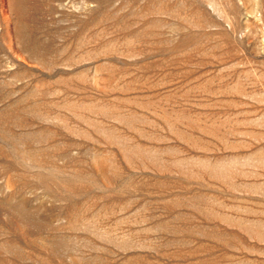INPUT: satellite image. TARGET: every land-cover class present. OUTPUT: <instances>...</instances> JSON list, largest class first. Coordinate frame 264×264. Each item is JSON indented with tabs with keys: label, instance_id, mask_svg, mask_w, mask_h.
Instances as JSON below:
<instances>
[{
	"label": "rangeland",
	"instance_id": "374dc122",
	"mask_svg": "<svg viewBox=\"0 0 264 264\" xmlns=\"http://www.w3.org/2000/svg\"><path fill=\"white\" fill-rule=\"evenodd\" d=\"M0 264H264V0H0Z\"/></svg>",
	"mask_w": 264,
	"mask_h": 264
}]
</instances>
